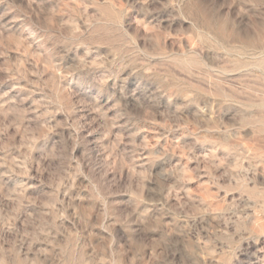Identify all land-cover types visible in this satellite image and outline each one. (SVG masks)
Segmentation results:
<instances>
[{"label": "rangeland", "instance_id": "1", "mask_svg": "<svg viewBox=\"0 0 264 264\" xmlns=\"http://www.w3.org/2000/svg\"><path fill=\"white\" fill-rule=\"evenodd\" d=\"M0 264H264V0H0Z\"/></svg>", "mask_w": 264, "mask_h": 264}]
</instances>
